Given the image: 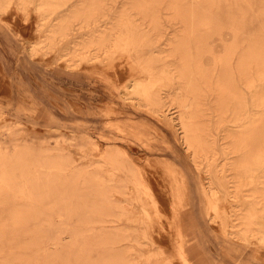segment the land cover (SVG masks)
Returning <instances> with one entry per match:
<instances>
[{"label":"bare ground","instance_id":"obj_1","mask_svg":"<svg viewBox=\"0 0 264 264\" xmlns=\"http://www.w3.org/2000/svg\"><path fill=\"white\" fill-rule=\"evenodd\" d=\"M12 7L36 24L34 39L22 38L29 56L53 52L71 67L91 63L116 72L112 58L125 51L144 68L145 80H131L124 95L176 131L189 154L184 164L192 163L206 179L200 184L209 219H218L221 231L236 241L264 242V0H0V19ZM161 9L173 27L167 37ZM78 148L91 156L74 165L59 148L0 145V264H64L61 234H49V211L63 226L55 231H69L75 243L85 232L91 249L99 245L109 252L101 264H112L116 241L155 244L151 230H94V223L132 217L122 201L137 209L138 220L152 224L157 202L151 181L122 149L93 147L85 136ZM162 163L158 176H167L174 195L178 169ZM69 220L77 226L69 229ZM170 225L162 242L173 237L175 254L190 264L181 224ZM118 259L113 264H129L125 251Z\"/></svg>","mask_w":264,"mask_h":264},{"label":"rangeland","instance_id":"obj_2","mask_svg":"<svg viewBox=\"0 0 264 264\" xmlns=\"http://www.w3.org/2000/svg\"><path fill=\"white\" fill-rule=\"evenodd\" d=\"M161 12L163 13L162 18L165 26L163 36L167 37L173 27L164 19L165 10L161 9ZM32 14L35 16L34 13ZM1 16V43L3 44L4 39L6 40L7 37H10L9 39L12 38V41L16 43L17 47L20 46L21 51V54L14 51L12 60L15 61V57L18 56L20 62L26 65V57L28 58V56L24 54L26 51L24 52L23 50H26L25 45L27 42L22 38L34 39L36 24L33 18H28V21H26L21 15V12L15 9V7H12L7 13ZM222 36L225 42L229 41L230 38L226 37L224 32ZM218 41L217 38L213 40L215 43V52H218L221 47ZM7 43L6 46L8 45L9 48L13 49L10 44L11 42L8 41ZM151 49H147L149 53ZM125 53V51H119L112 58V65L117 68L116 72L108 70L104 66L100 67L97 64L91 63H82L78 66L71 67L66 65L62 60L57 59L53 52L42 57L39 54L29 56L37 60L38 63L32 69V78L26 77L19 81L21 91L26 92V94L21 93L16 87L14 81L16 82L17 79L11 80L8 78V74L5 71L10 66V63L7 62L9 57L3 53V75L0 73V145L2 148H7L8 150L12 149L13 143H28L32 144L35 148H59L62 153L73 160L74 165H79L88 156H91V153L88 152L82 154L78 148L80 137L82 136L87 137L93 147L103 149L107 144L119 147L140 167L141 173L148 181H151L150 188L157 202L158 215H152V224L146 225L145 222L138 220L137 209L132 204H129V202L122 201V206L126 208L127 214L130 215L133 213L132 217L130 215V219H120L117 222L105 221L103 223L104 225L98 222L92 224L95 231L101 228L114 229L118 227H127L132 232H141L142 230L150 232L151 230L152 237L150 240L152 243H155L153 245L149 243L135 244L128 240L116 241L110 249L111 260H113L111 263L118 262L119 256L125 251L127 252L129 264H182L174 252L173 245L175 242L173 237H171L172 243H165L164 241L162 242V235L170 234L169 229L172 228L170 225L171 221L180 223L181 200L185 198L187 193L185 175L181 168L161 156L169 157L175 161L177 159L175 154H177L180 156L179 160L184 164V161H188V159L184 160V156H189V154L177 139V133L172 126L165 120L158 119L145 110L135 107L132 101L124 95L125 93L129 95V92H131V89L129 88V91L126 87L131 80H145L147 76L145 69L140 68L134 59L128 57ZM208 59V55L203 56L205 64L209 63ZM47 67L52 68L53 71H50ZM75 76L79 77V79H76L79 81L73 79ZM24 87L30 89L31 92H28ZM91 102L95 104V109L102 112L105 120L100 121L101 119H98L99 117H96V120H91L90 117L77 116L75 111L78 112L81 108L80 103L85 104ZM43 106L46 108L49 107L50 116L48 119L45 118L46 113L42 116L44 111L41 108ZM83 124L88 125L84 126ZM101 130H107L109 134H105ZM147 142L148 144L153 143L155 146H148L147 148ZM165 148H170L171 151ZM144 152L149 153V155L153 154V156H149ZM148 160H150V166L146 164ZM156 160H163L169 163L171 167L178 169L175 175L178 180L172 188L174 195L169 188L170 185L167 183V176L163 172V180L158 176L160 174L158 170L161 168L160 165L163 164V161H159L160 165H155L154 161ZM185 167L187 166L185 165ZM192 168L191 163V168L187 167V169L191 170L194 185L196 181V187L194 189L197 193H200L205 210L206 200L201 190L202 185L200 181L205 182L206 179L202 171L195 172ZM152 174H154L153 178ZM119 176L123 175L117 173L116 177ZM119 200L121 199L119 198ZM7 201L21 205L24 199L8 198ZM174 212L179 214L178 220L174 219ZM46 217L49 218L51 223V231H49V234H61L62 239L60 242L63 244L64 264H101V258L108 260L109 252L102 250V247L99 245H95L91 249V244L88 243L90 238L84 237L85 232L79 235L75 243L71 238L67 237L69 231H55L60 227L63 228L57 214L49 211ZM209 221L212 226L221 231L218 219H209ZM76 226L74 221H68L67 227L69 229ZM79 227L81 230L86 225L81 224ZM186 249L191 254L195 252L193 244L191 246L188 245ZM49 250H54V248L49 247ZM77 250L81 251V255L77 254L78 261L74 263L72 261H74ZM189 263L191 264L190 260Z\"/></svg>","mask_w":264,"mask_h":264},{"label":"crops","instance_id":"obj_3","mask_svg":"<svg viewBox=\"0 0 264 264\" xmlns=\"http://www.w3.org/2000/svg\"><path fill=\"white\" fill-rule=\"evenodd\" d=\"M2 33V30H0ZM7 37L6 40L4 39V43L2 44L0 41V66L2 70V60L4 59L3 53L6 54L9 59L7 62L10 63V66L7 67L5 71L8 74V78L11 80H16L15 83L16 87L21 91L20 87V79L22 78H32L33 68L36 66L37 60L32 59L29 57L28 53L25 50L22 51L26 57V65L20 62V58L18 56L15 57V61L12 60V55L14 51H17L21 54L20 46L17 47L16 43L12 41L13 39H9ZM10 41L12 48H9L7 42ZM9 49V51H8ZM19 58V59H18ZM36 61V62H35ZM12 62V63H11ZM50 71H53L52 68L47 67ZM3 72V70H2ZM47 72V71H45ZM37 75V74H35ZM73 79H79V77L75 76ZM79 81V80H76ZM26 88V87H24ZM17 89V91H18ZM26 90L31 92L30 89ZM21 93L26 94V92L21 91ZM30 94V93H29ZM53 94V93H52ZM33 96V95H32ZM35 98V97H34ZM33 98V99H34ZM36 99V98H35ZM34 99V100H35ZM81 108L77 111V116H85L90 117L91 120L101 119L100 121L105 120L103 114L98 109H95V104L85 103L81 104ZM44 113H46L45 118L48 119L49 114V107H42L41 108ZM97 117V118H96ZM43 119L42 117H40ZM44 120V119H43ZM84 126L88 124H83ZM83 127V126H82ZM102 127L105 128L104 125ZM85 128V127H84ZM105 134H109L107 130L103 131ZM144 146V144H142ZM147 146H155L153 143L148 144ZM146 147V146H145ZM166 150L171 151L170 148H165ZM145 154L149 155V153L144 152ZM153 156V154L149 155ZM157 156V155H156ZM160 157V156H158ZM163 158H167L168 160L172 161L174 165L181 168L182 172L185 175V186H186V196L183 200H181V234L183 240V246L186 248L188 245H194L195 252L191 254L188 250V258L191 261V264H264V242H252V243H243L234 240L233 238L229 237L224 231H220L216 227L212 226L209 221L208 213L204 210V203L201 199L200 193L195 191L196 181L194 185V180L192 179L191 170L187 169L185 165L179 160V155L175 154L177 159L171 160L169 157L161 156ZM183 201V202H182ZM190 243V244H189ZM200 258V259H199ZM199 259L200 261H198Z\"/></svg>","mask_w":264,"mask_h":264}]
</instances>
